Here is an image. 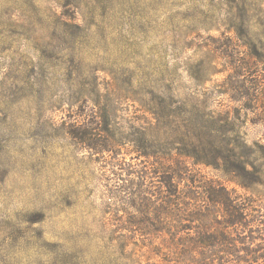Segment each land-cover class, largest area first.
Masks as SVG:
<instances>
[{
	"label": "rangeland",
	"instance_id": "374dc122",
	"mask_svg": "<svg viewBox=\"0 0 264 264\" xmlns=\"http://www.w3.org/2000/svg\"><path fill=\"white\" fill-rule=\"evenodd\" d=\"M226 45L256 62L264 0H0V264H156L147 248L109 244L127 218L106 206L102 157L64 123L93 110L100 134H154L151 112L175 96L203 116V142L230 135L212 128L224 118L252 141L264 110L234 101Z\"/></svg>",
	"mask_w": 264,
	"mask_h": 264
},
{
	"label": "trees",
	"instance_id": "16d2710c",
	"mask_svg": "<svg viewBox=\"0 0 264 264\" xmlns=\"http://www.w3.org/2000/svg\"><path fill=\"white\" fill-rule=\"evenodd\" d=\"M237 48L222 47L232 59L225 81L236 85L231 91L239 107L257 114L264 110V52L254 51L257 60L250 64L238 59ZM194 108L175 96L160 101L151 112L154 134L141 128L137 137L132 125L118 139L109 131L100 134L93 110L64 123L67 135L91 157H102L111 178L106 206L127 218L117 223L121 230L109 244L147 248L156 264H264V135L247 141L224 118L212 128L230 135L220 139L215 133L205 143L199 130L206 124ZM256 124L264 129V120ZM203 165L216 167L236 188L207 178L198 168Z\"/></svg>",
	"mask_w": 264,
	"mask_h": 264
}]
</instances>
